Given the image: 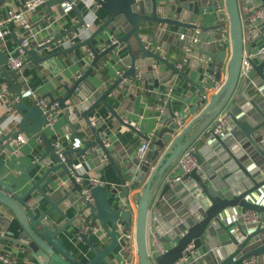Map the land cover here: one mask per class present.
I'll list each match as a JSON object with an SVG mask.
<instances>
[{
	"label": "water",
	"instance_id": "obj_1",
	"mask_svg": "<svg viewBox=\"0 0 264 264\" xmlns=\"http://www.w3.org/2000/svg\"><path fill=\"white\" fill-rule=\"evenodd\" d=\"M80 1L47 0L49 8L57 4L61 12L65 11L62 4L70 3L79 21L41 45L33 40L21 56L29 64L43 65L60 53L83 45L90 47L94 58L89 69L82 72L72 86L65 84L66 95L58 98L51 96L65 110L69 132L77 144L72 149H65L60 144V150H57L52 143L56 136L49 137L44 128L47 118L42 108L28 103L24 97L15 102L19 123L18 127L0 133V167L6 163L3 151L9 148L11 139L20 132L39 134L46 143V153L51 154L55 163L38 176L30 173L37 162L28 168L18 165L20 174L10 181L0 172V212H10L18 222L16 236L15 230H8L6 236L0 233V238H7L30 250L38 264H174L189 243H193L197 255L187 264H240L251 255H261L264 260V50H260L264 46V19L253 22L247 15L242 16L239 0H94L109 12L106 20L70 47L44 53L46 48L67 34L71 37L74 30H81L86 23L84 12L87 7H79ZM245 1L252 2V5L255 2L264 5V0ZM186 11L188 13L184 16ZM211 13L213 23L208 22ZM50 14L54 19L52 9ZM150 23L177 26L179 33L183 28L203 31L200 36L202 47L199 49L202 66L207 75L214 72L215 76H209L207 83L199 85L202 92L206 89H214V92L199 109L205 98L202 93L200 100L190 108L194 112L192 117L188 113L178 114L168 102L169 116L159 118L156 132L143 134L150 146L143 157L135 156L128 163L131 175L126 176L114 159L116 154L105 145V138L95 126L99 121L91 117V112L103 101L114 116L135 128L130 121H124L107 96L123 78H137L136 62L139 58L162 60L186 76L183 70L151 47L152 36L143 38L142 29ZM107 26L118 30V42L99 51L93 39ZM221 28L228 29L226 40L219 32ZM47 30L48 33L54 32L52 26ZM33 31L36 33L37 29ZM132 36L138 43V54L129 41ZM207 36L211 37L210 40H206ZM119 47L128 49L127 63L130 66L101 93L88 80V75L99 59ZM6 57V52L0 51V79L7 82L14 95L23 96L17 82L18 75L7 65ZM224 67L226 73L221 82ZM144 77L145 74H140L141 79ZM150 81L153 84L145 93L157 95L160 77H150ZM86 84L96 101L80 111L78 104L73 102L85 99L80 89ZM254 86L260 94L249 91ZM221 111L229 114L231 121L223 132L216 133L213 122ZM179 120L185 121V124ZM77 121L80 129L75 125ZM204 132L210 136L208 145L221 144V155L209 157L206 161L204 151L197 148L194 154L199 167L179 180H172L178 160ZM84 133H92L94 140H84ZM95 144L99 154L106 155L112 162L123 188L119 190L89 184L93 201L83 203L82 185L76 179L80 175L76 165L81 163V155L90 152ZM70 153L72 156H69ZM97 164H103L101 156L97 157ZM82 166L86 167L84 161ZM58 169H61L58 176L61 179L66 177L73 185L70 190L58 187L54 177H47ZM22 179L29 186L25 191L18 192ZM141 183L140 190L133 192ZM130 193L135 201L134 208L130 204ZM31 198L33 200L29 201ZM62 204L66 208L73 207L79 215L87 212L84 219L90 228L82 230L83 220L79 216L69 217L67 211L61 208ZM247 210L256 211L258 220L244 223L237 218L238 214ZM96 229H102L109 242L100 244L92 241L90 235ZM132 233L136 257L132 253L126 255L125 249L124 254L119 250L124 246L123 241L129 242ZM151 233L168 247L165 252H154L156 243ZM69 235L75 238L74 246L84 242L94 255L83 261L74 253L73 247L67 246Z\"/></svg>",
	"mask_w": 264,
	"mask_h": 264
},
{
	"label": "crops",
	"instance_id": "obj_2",
	"mask_svg": "<svg viewBox=\"0 0 264 264\" xmlns=\"http://www.w3.org/2000/svg\"><path fill=\"white\" fill-rule=\"evenodd\" d=\"M25 1L26 0H0L1 19H5L7 17L8 10L13 9L15 11H24L26 18L31 23V29H26L12 21L6 23L10 33L5 37L4 40L0 39V51H5L6 54H8L10 51H18V48L22 42L21 38H29L31 46L33 40H37L38 43L48 40L55 34L63 32L64 30H68L79 21L77 12L73 8L68 11L61 12L57 4H52L49 8L46 0L36 10L26 11ZM176 1L181 2L183 0ZM66 3L67 2H64L62 4L63 7ZM258 5H260L259 2H255L252 5V2L249 3L245 0H239L241 14L245 17L249 14L251 9ZM83 6H85V3L84 0H81L79 7ZM51 9L54 19H51ZM187 13L188 12L186 11L184 16ZM84 15L86 22L90 20L95 21L94 27L87 33V37L106 20L109 12L92 0L90 6L84 12ZM196 18L197 17H194V19ZM208 22H214L212 13L208 15ZM50 26H52L54 29L53 34L48 33L47 29ZM146 26L148 28L144 27L142 29L143 38L147 39L152 36V42L150 43L151 47L157 49L164 59L174 64L178 69L183 70L186 76L181 75L178 70L173 69L168 63L162 60L150 57L139 58L136 62L138 74L137 78H132L131 76L125 77V83H119L118 86L107 96L109 102L123 117L124 121H130L133 123L135 128L126 125L123 121L114 116L103 101H101L91 112V117L93 119L97 118L99 121L97 124H95L96 128L100 131V134L106 139V141L110 143L109 147L111 152L116 154L114 159L117 165L122 168V171L126 176L131 175L128 169V163H130L132 159L137 156V150L145 140L144 135H151L156 132L155 128L158 124L159 118L164 115L169 116V108L167 106L168 102L172 103L178 114L188 113L189 116L192 117L194 112H191L190 108L193 106V104L200 100L202 93L205 94V98H203L199 104V109L205 104L207 99H209L214 92V89H206L204 92H202L200 89L199 84L203 85L207 83L209 76L211 78H214L215 76L214 72H211L210 75L205 73L206 69L202 66L201 53L199 52V49L202 47L200 41L193 45V49L190 52H188L186 49L189 40L187 35L191 33V30H199V37L203 34L202 30L199 28H183L182 32L179 33L178 27L174 25L150 23V25ZM35 29H37L36 33L33 31ZM226 29L227 28H221L219 30L224 39L228 38ZM81 31L82 28L81 30H74L71 37L68 34L65 35L56 43L46 48L44 53L61 50L63 48L70 47L78 40H83L86 37H84L82 34V38V36L79 34ZM117 32V29L107 26L103 32L99 33L93 39V43L100 51L110 45L114 38H118L116 35ZM182 34H185L186 37L182 38ZM210 38V36H207L206 40H210ZM129 41L133 50L138 54L139 46L134 36H132ZM128 56L129 51L126 47L114 49L111 54H108L96 62L90 71V74L88 75V80L96 86L97 90L103 93L111 83H114L117 80L119 76L118 71H121L122 74L127 71L130 66L127 63ZM93 58L94 55L91 52L90 47L83 45L54 56L50 60L44 62L43 65L29 64L26 62L23 72H16L18 75L17 82L20 84V89L23 96H18L17 94L14 95L13 92L8 89L7 82L0 79V92L5 90L8 94V98L6 100L0 97V133L6 132L7 130L17 126L10 116L4 120L8 114H18L15 107V102L20 101V99L24 97L28 103L33 104V93L45 96L48 99H52L51 96L58 98L66 95L68 90L65 87V84H67L69 87L72 86L77 77L82 72H85L89 69V64L92 62ZM185 58L187 60L183 63ZM208 60H210V58H208ZM180 62L183 63L181 68L177 66V64ZM225 68L226 67L223 68L221 82L225 78ZM140 74H145V77L141 79ZM150 77H160V87L157 95L145 93L146 91L150 90V85L153 84V82L150 81ZM191 80L197 82L198 84H194ZM127 84H129L130 87H127ZM249 91L255 94H260L257 86H254ZM80 92L85 99L83 101L75 100L73 104H78L80 111H82L93 104L96 99L93 95H91L90 86L87 84L86 86L84 85L82 89H80ZM16 98H18V100H16ZM5 101H10V103H13V110L11 112H9V110L3 106ZM71 103L72 101L69 102V104ZM224 113L225 111H221L218 116ZM182 124H185V121H182ZM75 125L78 127V129L81 128L78 121L75 123ZM44 128L47 131L49 137L52 138L53 136H56L55 139H52L53 145L54 142L58 141L60 144L64 145L65 149H72L77 144V140L71 137L67 118L65 116V110L61 107H59L57 111L53 127L46 125ZM24 133L26 134V139L20 146V149L17 153L12 152L11 145H9V148L6 151H3V156L6 159V163L0 167V172H2V175H4L8 181L20 174V167L28 168L34 162H37V166L31 170L30 173L38 176L43 174L50 166L55 163V160L51 157V154L46 153V143L39 134L30 132ZM83 137L86 141L94 140V135L92 133H84ZM209 137V134L204 132L199 137L198 142L195 143L197 148L204 151L203 154L206 157V161H208L209 157L211 158L221 155L220 153L223 150L219 142L214 144L210 143L208 145ZM81 146L84 145L81 144ZM92 148L93 149L90 150V152L83 153L81 155V163L76 165V168H79V170L84 172L86 176H98L105 182L104 185H106L108 188L115 187L119 190H122L123 187L121 185L120 176L112 162L109 159H106L103 161V164L99 166L97 164V157H102L103 155L99 154L97 144H95ZM69 156H72V153H70ZM82 161L86 163V167L82 166ZM60 171L61 169L56 170V172H51L47 177H54V183H56L58 187L65 188L64 190L68 191L73 185H71L66 177L61 179L58 176ZM178 172L179 169H176L174 172H172L171 176L177 175ZM19 185L20 188H18V192L25 191L29 186L25 179H22ZM142 185L143 183H141L138 188L134 189L133 192L140 190ZM131 194L132 193H130L129 197L130 204L134 208L135 201L133 200ZM31 200H33V198H31L29 201ZM61 208L67 211V215L69 217L79 216L81 218L80 220H83L84 223L87 222L84 219L87 212L79 215L78 212L73 209V207L66 208L63 204L61 205ZM88 220L90 221V219ZM16 227H18V222L12 216V214H10V212H0V233L2 235L6 236L8 230H15L14 236H16L18 232L16 231ZM68 230H71L70 232H72L71 227H69ZM152 236L153 233H151V237ZM90 239L92 241L99 242L100 244L107 243L110 240L102 229H98L93 232L90 235ZM74 241L75 238L69 235V239L67 238L66 244L68 247H73L74 253L79 255L83 261L90 259L94 255L86 243L81 242L78 246H74ZM127 242L128 241H123L124 246L122 247L124 248H119L120 253L124 254L123 252L125 249L126 255L132 253L134 257H136V247L134 244L133 233L131 234L129 242ZM0 248L10 252L17 259L25 261L28 264H38L37 261L31 256L30 250L21 245L12 243V241L8 240L7 238H0ZM202 251L204 252V249H202ZM257 264H264V260L261 255H259Z\"/></svg>",
	"mask_w": 264,
	"mask_h": 264
},
{
	"label": "built area",
	"instance_id": "obj_3",
	"mask_svg": "<svg viewBox=\"0 0 264 264\" xmlns=\"http://www.w3.org/2000/svg\"><path fill=\"white\" fill-rule=\"evenodd\" d=\"M46 0H26L25 1V10L26 11H33L36 10L40 5H42ZM92 0H84L85 6L88 8L90 6V3ZM72 8L70 3H66L64 5V10L68 11ZM248 19L250 21H259L264 19V5H258L251 9L249 14L247 15ZM15 22L21 26H23L26 29H31V23L29 20L26 18V15L24 11H15L13 9L8 10L7 17L5 19L0 18V39L4 40L5 37L10 33L9 28L6 26L7 22ZM95 21L90 20L87 21L86 24L82 27V31L79 32V34L84 37H86L87 33L91 31L94 27ZM227 30V35H228V29ZM85 34V35H84ZM200 31H192L189 35H187L188 40V45H187V51L190 52L193 49V45L198 43L200 40ZM82 36V38H83ZM182 38H185L186 35L182 34ZM49 40V39H48ZM226 40V39H224ZM47 40L43 42H39L38 45L43 44ZM118 38H114L110 44L117 43ZM30 46V40L29 38L25 37L22 39L21 45L18 48L17 52H9L7 54V64L8 66L15 70L17 73H22L26 64L25 59H23L21 56L25 53V47ZM261 51L264 50V46L260 48ZM187 59L185 58L183 60V63ZM182 62L178 63L177 66L179 68L182 67L183 65ZM119 76L123 75L121 71H118ZM121 83H125V78L121 81ZM219 85V84H218ZM217 85V86H218ZM169 93V92H168ZM0 97L4 98L5 100L8 98L7 92L1 91L0 92ZM32 97L34 99V104H37L40 106L46 115L47 118V126L53 127L54 121L56 118L57 111L59 109V102L57 100L53 99H48L45 96L39 95L37 93H33ZM18 100V98H16ZM13 103H10V101H5L3 103V106L6 107L9 112L13 110ZM11 119L17 124L16 127H18L19 123V116L18 114L15 115H10L8 114ZM231 121V116L229 114H222L220 116H217L216 119L214 120V132L216 133H221L225 130V128L230 124ZM179 122L182 124V121L179 120ZM26 139V134L24 132L18 133L14 138L11 139L10 145L12 146V152L17 153L20 149V146ZM105 141L106 146H110V143L108 141ZM196 143V142H195ZM193 143L191 144L182 154L180 159L178 160L177 164L174 167V171L176 169H179V172L177 175L172 176V180H179L185 175L186 173L190 172L191 170L199 167V163L197 161V158L195 156V151L197 149L196 144ZM150 146V142L148 139L145 138V140L142 142L141 146L137 150V156L138 157H143L145 153L147 152L148 148ZM54 147L57 150H60V143L54 142ZM107 159L106 155L102 156V162ZM80 166V165H79ZM79 174L76 176L77 181L82 185L81 188V200L83 203L93 201V197L91 194V190L89 188V184L93 185H104L105 182L100 179L98 176H86L84 172H81L78 168ZM173 171V172H174ZM237 218L241 220L244 223H249V222H255L258 220V214L254 210H247L245 212H242L238 214ZM90 228L89 223H84L82 226V230L86 231ZM98 230V229H96ZM103 239V237H102ZM153 240L156 243L154 252L156 254L158 253H163L167 250V246L162 244L158 238L153 234ZM193 243H189L188 246L185 248L183 255L179 257L174 264H187L191 261L193 257H196V251L193 249ZM190 253V254H189ZM259 259L258 255H251L247 258H245L240 264H257ZM0 263L2 264H28L25 261H21L14 257L10 252L5 251L0 248Z\"/></svg>",
	"mask_w": 264,
	"mask_h": 264
}]
</instances>
